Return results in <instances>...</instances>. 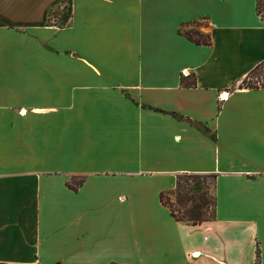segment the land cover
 <instances>
[{
  "label": "crops",
  "instance_id": "0c3cea01",
  "mask_svg": "<svg viewBox=\"0 0 264 264\" xmlns=\"http://www.w3.org/2000/svg\"><path fill=\"white\" fill-rule=\"evenodd\" d=\"M62 1L0 0V264H264V88L238 87L258 0H69L47 23ZM186 173L214 175L196 224L160 200Z\"/></svg>",
  "mask_w": 264,
  "mask_h": 264
},
{
  "label": "rangeland",
  "instance_id": "374dc122",
  "mask_svg": "<svg viewBox=\"0 0 264 264\" xmlns=\"http://www.w3.org/2000/svg\"><path fill=\"white\" fill-rule=\"evenodd\" d=\"M69 21L70 9L68 0H63L54 6L46 18L47 23H56L58 25H66ZM181 179L182 186L179 192L173 194L167 191L164 199L175 209L182 207L179 214L183 213V209L195 206V209L200 210L205 216H211L214 201L213 177L204 173H186L183 174ZM177 201H179L180 205L177 204Z\"/></svg>",
  "mask_w": 264,
  "mask_h": 264
},
{
  "label": "trees",
  "instance_id": "16d2710c",
  "mask_svg": "<svg viewBox=\"0 0 264 264\" xmlns=\"http://www.w3.org/2000/svg\"><path fill=\"white\" fill-rule=\"evenodd\" d=\"M69 1V0H68ZM70 1H69V9L70 8ZM257 12L261 14L262 17H264V5H261L260 0L257 1L256 5ZM199 25V22H191L186 23V27L183 26L179 28V31L181 34H183L188 39L192 40L193 42L197 44H209L210 43V35L209 33H205L199 30L197 27ZM62 26V25H59ZM193 82H190L189 85H193ZM238 87H246V88H264V59L255 64L248 73L244 76V78L241 79V81L238 84ZM182 175L178 177L176 187L172 189L171 193H178L181 189V183H182ZM190 176V175H188ZM192 176V175H191ZM207 176L214 177L213 174H207ZM165 193H160V200L163 204H165L169 210L170 213L178 220L187 221L192 224H196L199 222H202L204 220H207L210 216H205L204 213H202L200 210L198 211L195 209L196 207L192 208H185L183 209V213L179 214L182 207L175 209L172 207V205L164 199ZM177 204L180 205L179 201H177ZM214 204V201H213ZM212 215V214H211ZM256 264H259V249L256 250Z\"/></svg>",
  "mask_w": 264,
  "mask_h": 264
},
{
  "label": "built area",
  "instance_id": "2783aa9c",
  "mask_svg": "<svg viewBox=\"0 0 264 264\" xmlns=\"http://www.w3.org/2000/svg\"><path fill=\"white\" fill-rule=\"evenodd\" d=\"M219 98L222 99V98H224V97L222 96V94H220V95H219Z\"/></svg>",
  "mask_w": 264,
  "mask_h": 264
},
{
  "label": "bare ground",
  "instance_id": "6f19581e",
  "mask_svg": "<svg viewBox=\"0 0 264 264\" xmlns=\"http://www.w3.org/2000/svg\"><path fill=\"white\" fill-rule=\"evenodd\" d=\"M222 96H223V97H225V96H226V94H225V93H222Z\"/></svg>",
  "mask_w": 264,
  "mask_h": 264
}]
</instances>
